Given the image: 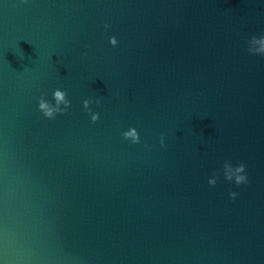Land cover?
I'll return each instance as SVG.
<instances>
[{
  "label": "water",
  "instance_id": "water-1",
  "mask_svg": "<svg viewBox=\"0 0 264 264\" xmlns=\"http://www.w3.org/2000/svg\"><path fill=\"white\" fill-rule=\"evenodd\" d=\"M252 36L264 0H0V264H264Z\"/></svg>",
  "mask_w": 264,
  "mask_h": 264
},
{
  "label": "clouds",
  "instance_id": "clouds-1",
  "mask_svg": "<svg viewBox=\"0 0 264 264\" xmlns=\"http://www.w3.org/2000/svg\"><path fill=\"white\" fill-rule=\"evenodd\" d=\"M107 27V26H106ZM118 41L115 37L110 39V44L112 46H116ZM248 52L251 55H260L264 56V36L257 38L256 36H252L249 40ZM67 93L62 90H55L53 93V98L55 103L52 104L46 101L43 97L39 99L38 109L43 113L46 118H54L58 113L63 114L70 105V102L66 99ZM90 100L83 101V107L86 111L91 114V121L95 123L99 119L98 113H91V109L89 108ZM63 105V107H61ZM123 138L126 140H130L134 144L140 143L139 134L135 128H131L128 131L123 133ZM161 146H164V138L163 136L160 139ZM223 174L224 178L228 181H234L237 186L241 184H246L248 182V177L245 174V165L243 163L233 167L232 164L228 161H225L223 164ZM218 177L216 175L213 178L208 180V184L210 186H215L217 183ZM231 198H235L237 196L236 192L229 193Z\"/></svg>",
  "mask_w": 264,
  "mask_h": 264
}]
</instances>
